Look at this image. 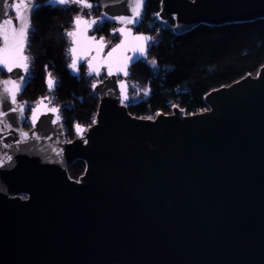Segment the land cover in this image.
<instances>
[{"label":"water","instance_id":"water-1","mask_svg":"<svg viewBox=\"0 0 264 264\" xmlns=\"http://www.w3.org/2000/svg\"><path fill=\"white\" fill-rule=\"evenodd\" d=\"M17 2L0 0V20L17 23ZM87 2L102 15L80 14L79 24L75 17L70 65L75 60L78 70L69 69L78 76L85 65L99 108L92 126L75 127L74 140H67L52 98L29 114L19 103L30 73L31 24L15 54L28 57V71L0 66L6 74L0 77L6 97L0 104V264H264V65L257 75L210 91L206 111L174 107L171 114L136 117L128 108L131 67L156 41L136 32L147 0L132 24L121 20L134 16L133 0ZM261 17L264 0H161L156 15L163 23L174 18L177 34ZM105 20L121 24L110 48L91 35ZM19 77L12 103L2 82ZM77 161L86 169L75 180L69 168Z\"/></svg>","mask_w":264,"mask_h":264},{"label":"trees","instance_id":"trees-1","mask_svg":"<svg viewBox=\"0 0 264 264\" xmlns=\"http://www.w3.org/2000/svg\"><path fill=\"white\" fill-rule=\"evenodd\" d=\"M47 1L37 0L39 7L31 20L27 49L30 73L19 101L26 102L30 110L42 98H52L60 108L66 137L73 140L76 126L89 128L94 124L99 97L92 91L93 81L86 70L73 76L69 69L68 33L73 31L78 6L52 7L45 4ZM160 10L161 0H147L139 31L150 34L156 41L148 57L131 67L132 102L128 108L132 115L151 118L159 113L171 114L174 107L187 114H198L208 110L205 96L210 91L257 75L263 67L264 17L250 22L199 25L177 34L175 21H157ZM113 28L115 25L106 24L99 34L117 42L119 35H113ZM1 73L6 76L3 70ZM49 73L57 81L52 91L47 85ZM144 91L148 92L145 96ZM138 94L140 97L136 99ZM85 169V162L77 161L69 168V175L78 180Z\"/></svg>","mask_w":264,"mask_h":264},{"label":"snow or ice","instance_id":"snow-or-ice-1","mask_svg":"<svg viewBox=\"0 0 264 264\" xmlns=\"http://www.w3.org/2000/svg\"><path fill=\"white\" fill-rule=\"evenodd\" d=\"M57 3H78L83 4L86 7H91L87 0H55ZM133 12L134 16L122 19V23L132 24L135 22V17L140 15V10L143 7V0H133ZM14 7L17 11V23H14L11 19L0 20V42H2V47H0V66L7 68L9 72L12 71L13 66L22 67L25 72L28 71V57L21 55L17 60L15 59L16 53H22L24 43L27 39L28 29L31 24V14L35 9L36 4L35 0H19V2L14 4ZM23 7L24 11H21ZM76 23H81V19L77 17ZM95 23V21H92ZM70 36H75V33H68ZM139 39V37H137ZM115 51V49L113 50ZM141 53L145 52L144 48L140 49ZM70 52L74 53L75 49H70ZM155 64V61H152ZM74 70H78L77 62L74 60L70 65ZM127 75V72H125ZM17 79H10L3 81L4 89L3 92L10 94L12 103H16V93L20 90V84L23 82V77ZM54 81L51 78V73H49L48 85L49 88L54 86ZM6 97L3 94H0V104L4 102ZM43 103V101H41ZM51 111L58 113V109H51ZM36 112H39V108L36 109ZM6 115L7 113H3ZM57 119L59 116L57 115ZM0 123H4L0 121ZM7 126V125H6ZM79 130V126H77ZM27 135V134H25ZM10 159V158H9Z\"/></svg>","mask_w":264,"mask_h":264},{"label":"flooded vegetation","instance_id":"flooded-vegetation-1","mask_svg":"<svg viewBox=\"0 0 264 264\" xmlns=\"http://www.w3.org/2000/svg\"><path fill=\"white\" fill-rule=\"evenodd\" d=\"M68 5H70V3H69ZM91 9H96V12H95V13L93 12V17L91 16L90 19H92V18H98V17H100V16L102 15V8L99 7V6H95V7H91V8H89V9H83V10H86V12H89V10H91ZM89 14H91V13L89 12ZM85 17H86V16H85ZM88 19H89V18H88ZM143 20H144V14H143V19L141 20L140 25L136 28V32H140V31H139V27H140L141 24L143 23ZM171 20L175 21L174 18H171L169 21H171ZM169 21H168V22H169ZM106 24H110L111 26H114V25L116 26V25H118V26L116 27V29H117L116 31H114L115 28L112 29V30H113L112 32H113V35H114V36L118 34L119 23L116 22V21H107V20H105L103 23H98V24H97L96 28L91 32V35H94V36H96L97 38H104L105 41H109V38H107V37L105 36V34H103V35L99 34V32L102 31L103 27H105ZM120 25H121V24H120ZM118 35H119V34H118ZM119 39H120V37H119ZM118 41H119V40H118ZM118 41H117V42H118ZM117 42L110 44V45H109V48L112 47L113 45H115ZM82 70H86L85 65H82V66L80 67V74H79V75H81V71H82ZM86 74H87V70H86ZM104 78H106V76H105V72L102 73L100 80H103ZM76 137H77V136H76ZM73 140H74V139H73ZM23 198H27V197H26V196H23Z\"/></svg>","mask_w":264,"mask_h":264},{"label":"rangeland","instance_id":"rangeland-1","mask_svg":"<svg viewBox=\"0 0 264 264\" xmlns=\"http://www.w3.org/2000/svg\"><path fill=\"white\" fill-rule=\"evenodd\" d=\"M70 5H76V6H78V14H77V16H79L80 14H83L84 16H86L87 18H91V16L93 17V12L95 13L96 12V9H91V10H89V12L91 13V14H89V12H86V10H83L79 5H77V4H75V3H70ZM118 25H116L115 27H117ZM119 26H120V24H119ZM157 38H159V36H156ZM158 40V39H157ZM112 43H115L113 40H111V39H109V45L110 44H112ZM1 71H2V69H0V77H2V78H5L6 76H4L2 73H1ZM148 94V92H143V95L145 96V95H147ZM139 97H140V95L138 94L137 95V97H136V99H139ZM19 103H23V104H25V106L27 107V109H28V114L30 113V111H31V109L29 110V108H28V104L26 103V102H22V101H19ZM38 103V102H37ZM53 106H55V107H57L56 105H54V102H53ZM156 117V116H155ZM155 117H151V118H155ZM25 128L27 129V130H29L30 128H31V126L28 124H26L25 125ZM65 129V128H64ZM66 131V130H65ZM67 138V137H66ZM68 140V139H67ZM68 141H72V140H68Z\"/></svg>","mask_w":264,"mask_h":264},{"label":"built area","instance_id":"built-area-1","mask_svg":"<svg viewBox=\"0 0 264 264\" xmlns=\"http://www.w3.org/2000/svg\"><path fill=\"white\" fill-rule=\"evenodd\" d=\"M117 29L115 28L114 31H116Z\"/></svg>","mask_w":264,"mask_h":264}]
</instances>
